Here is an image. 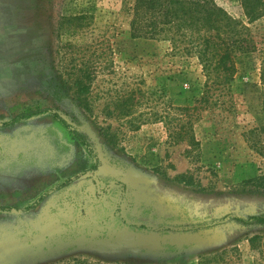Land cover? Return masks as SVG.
<instances>
[{
    "label": "rangeland",
    "instance_id": "rangeland-1",
    "mask_svg": "<svg viewBox=\"0 0 264 264\" xmlns=\"http://www.w3.org/2000/svg\"><path fill=\"white\" fill-rule=\"evenodd\" d=\"M123 2L0 0V124L37 102L99 159L48 113L0 127V264H264V0H216L253 48L228 82L131 38Z\"/></svg>",
    "mask_w": 264,
    "mask_h": 264
},
{
    "label": "trees",
    "instance_id": "trees-1",
    "mask_svg": "<svg viewBox=\"0 0 264 264\" xmlns=\"http://www.w3.org/2000/svg\"><path fill=\"white\" fill-rule=\"evenodd\" d=\"M123 10L129 15V34L131 38L165 41L171 51H178L186 55L196 56L202 64L203 72L210 76L217 74L222 82L232 80L236 70L235 55L247 52L248 42L238 30L237 22L221 8L216 0H124ZM85 15L68 18L71 26L77 29L80 20ZM87 76H76L72 81V88L78 99L88 91ZM261 81L264 83V67ZM88 82V83H87ZM14 112L9 120L0 127H11L26 122L32 117L48 113L54 123L64 132L66 139L84 150L89 158L87 172L90 176L98 169L99 159L86 136L68 123L57 111L37 102L21 104L13 108ZM80 177V176H79ZM78 176L67 179L56 186L61 189L74 182ZM46 195L21 209L28 210L38 205ZM19 207L3 205L0 211H11ZM67 264H129L128 262H103L87 258H72Z\"/></svg>",
    "mask_w": 264,
    "mask_h": 264
}]
</instances>
